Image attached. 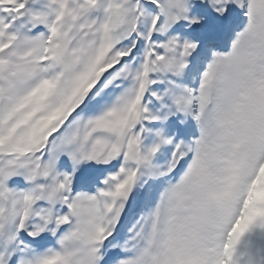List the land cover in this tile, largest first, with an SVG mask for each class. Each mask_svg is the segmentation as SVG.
<instances>
[{
  "label": "snow or ice",
  "instance_id": "snow-or-ice-1",
  "mask_svg": "<svg viewBox=\"0 0 264 264\" xmlns=\"http://www.w3.org/2000/svg\"><path fill=\"white\" fill-rule=\"evenodd\" d=\"M0 264H264V0H0Z\"/></svg>",
  "mask_w": 264,
  "mask_h": 264
},
{
  "label": "rangeland",
  "instance_id": "rangeland-1",
  "mask_svg": "<svg viewBox=\"0 0 264 264\" xmlns=\"http://www.w3.org/2000/svg\"><path fill=\"white\" fill-rule=\"evenodd\" d=\"M217 38H218V40L224 42L226 45V42L229 38V32L227 30L221 31Z\"/></svg>",
  "mask_w": 264,
  "mask_h": 264
}]
</instances>
